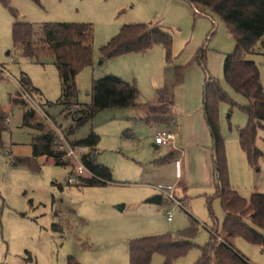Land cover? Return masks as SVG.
Returning <instances> with one entry per match:
<instances>
[{"label":"rangeland","instance_id":"374dc122","mask_svg":"<svg viewBox=\"0 0 264 264\" xmlns=\"http://www.w3.org/2000/svg\"><path fill=\"white\" fill-rule=\"evenodd\" d=\"M6 1L8 7L0 0V111L7 117L0 148V264H129L131 241L176 234L189 228L192 219L199 224L195 244L204 247L215 227L211 211L217 223L213 235L221 241L225 214L220 201L213 199L214 185L207 181L200 153L205 138L211 149L209 130L204 121L202 125L186 123L181 112L201 104L208 75L220 82L237 106L248 104L224 80V59L236 48L226 25L218 18L202 15L184 0ZM16 22L33 27L34 44L47 25L84 24L92 28V65L76 77V97L69 107L63 104V84L55 59L45 55L30 59L22 48L15 47L12 28ZM129 25H148L171 35L173 65L188 66L184 84L176 88L178 133L163 125L151 129L141 121V105L152 103L154 87L163 81L165 71L174 81L173 67L166 64L162 47L146 54L102 58L100 49ZM200 50L205 67L194 61ZM247 59L258 66L264 91V38L256 45V54ZM106 76L135 84L138 106L97 112L71 134L81 118L79 111L92 106L93 83ZM23 77L31 82L27 93L21 89ZM18 94L26 109L12 103ZM27 110L34 111L36 120L56 135L64 153L62 161L69 165L33 156L32 145L40 134L24 126ZM247 124L248 116L237 107L219 105L230 184L243 199L250 200L253 194H264V123L258 126L256 138L263 157L254 166L239 144L238 133ZM165 131L177 135L175 142L156 148L155 136ZM92 133L99 138L96 163L111 171L113 182L89 187L80 186L74 179L69 184L70 178H77L81 157L88 153L73 149L70 143ZM174 149L180 152L183 163L180 177H176L175 162L155 163L170 151L177 153ZM175 186L180 187L172 192L161 189ZM165 192L173 194L180 206ZM156 195L163 197L161 205L147 202ZM119 206L123 208L118 210ZM230 243L250 264H264L263 248L243 238ZM200 255V250L194 249L175 264H195ZM163 262L162 256L154 255L151 264Z\"/></svg>","mask_w":264,"mask_h":264},{"label":"trees","instance_id":"16d2710c","mask_svg":"<svg viewBox=\"0 0 264 264\" xmlns=\"http://www.w3.org/2000/svg\"><path fill=\"white\" fill-rule=\"evenodd\" d=\"M36 1V0H35ZM202 15L218 18L227 27L235 41L233 54L227 55L223 63V76L226 84L248 104L237 106L224 91L218 80L209 78L203 91V113L211 137V155L213 159L214 198L220 201L225 219L222 227V239L215 238L216 218L211 211L214 228L210 240L204 247L195 244L199 224L191 220L189 228L176 234H165L133 240L129 243V264H151L154 255L163 257V264H175L192 250L199 249L200 258L195 264H250L230 243L235 238H243L250 244L264 249V194H253L250 200L243 199L230 184L229 165L225 141L219 125V105L226 103L231 109L237 107L248 116L247 126L238 133L239 144L246 154L250 166H254L263 157L256 147L258 126L264 123V91L260 80V71L256 63L247 57L256 54V45L264 38V0H184ZM8 7V2L2 0ZM14 13V12H13ZM16 18V14L14 13ZM17 19V18H16ZM13 43L17 49H23L27 58L39 59L49 56L55 59L63 84V104L69 107L76 97V77L92 65L93 32L89 25L54 24L47 25L41 32V38L33 43L34 29L28 23L16 22L12 28ZM160 46L165 51V62L173 67L174 86L183 84L188 66L173 65V39L168 33L148 25L124 26L106 46L100 49L103 59H113L130 54H145ZM194 61L205 67V56L200 50ZM31 87L28 78L21 79V88ZM159 95L171 98V89L159 90ZM139 97L135 84L123 81L119 77L106 76L93 83L91 107L81 109V118L70 130L71 134L80 129L95 113L107 109H122L133 106ZM15 106L27 108L18 97L12 100ZM79 106V104H76ZM81 107V106H79ZM154 116L147 119L148 125H163L175 128V119L171 105L155 109ZM24 126L34 129L40 136L34 140L33 156L53 159L56 164L63 162L64 153L59 150L56 135L45 124L36 120L34 111L26 112ZM7 117L0 111V148L3 149L2 133L6 129ZM69 136V135H68ZM66 136V137H68ZM68 141V138H65ZM99 138L94 133L86 139L71 142L73 149L88 150L82 158V164L91 174L89 178H79L80 186H99L113 182L111 171L95 160ZM175 162L171 154L155 161L164 165ZM70 184V183H69ZM212 200V199H211ZM209 199L208 204H211Z\"/></svg>","mask_w":264,"mask_h":264},{"label":"crops","instance_id":"0c3cea01","mask_svg":"<svg viewBox=\"0 0 264 264\" xmlns=\"http://www.w3.org/2000/svg\"><path fill=\"white\" fill-rule=\"evenodd\" d=\"M206 17H210V16L206 15ZM210 18L212 19V17H210ZM148 52H150V51H148ZM163 76H164L163 81L162 82H157V85L154 87V100L152 101V103H145L144 105H141L142 109H143V114H144L143 118L141 119V121H143V123L148 128H151V129L153 127L158 128L159 125H148L147 124V119L153 115V109L154 108L156 109V108H158L160 106L171 105V108H172V111H173V115H174V119H175V128L174 129L177 130V133H178V130H179L178 117H179V115L177 114V112L175 110L176 109L175 96H176V88L179 87V86H182L184 84V82H183V84H181L179 86H174V81L172 79L168 78V72L165 71V74ZM209 78H212V77H209V75L206 77V80H205V83H204V86H203V89H202V102H201V104L200 105L199 104L195 105L193 107V109L188 108L185 111L182 110L181 116L184 117L183 119L186 121V123L187 122H191V121L192 122H196L197 121L198 125H202L203 121L205 122L204 113H203V91H204L205 85L207 84ZM184 80H185V78H184ZM165 87H168V88L171 89V98H169V99L161 97L159 95V90H161V89H163ZM19 95L20 94L16 95V97L19 96ZM136 106H138V105L135 102V104L133 106H131V107H136ZM194 111H195V113H194ZM205 137H206V135L204 136V138ZM201 146H202V149L200 150V153L203 156V164L206 167V173H208L207 181L212 183V185H214L213 159H212L211 149L209 148V143H208L207 138L204 139V142H201ZM157 148H158V146H157ZM176 152L177 153H174V152L170 151L167 156H169L171 154L173 156L177 155V158L174 157L175 169H176V177H180L181 172H182L181 169H182L183 163H181V161H180V159H181L179 157L180 156V152H178V151H176ZM178 187H180V186H175L174 188L172 187L171 189H169V188H161V189L163 191L172 192L174 189H176ZM162 190H161V192H162Z\"/></svg>","mask_w":264,"mask_h":264},{"label":"built area","instance_id":"2783aa9c","mask_svg":"<svg viewBox=\"0 0 264 264\" xmlns=\"http://www.w3.org/2000/svg\"><path fill=\"white\" fill-rule=\"evenodd\" d=\"M27 97H28V95H27ZM176 137H177V135L175 133L165 131V132L157 133V135L155 136L154 142H155V145H157L158 147L159 146H169V145H173V143L176 140ZM78 149L86 150L84 148H78ZM69 155L71 156V155H73V153L71 152ZM82 158L83 157H81V160L79 161L80 165L76 169L77 178H70L68 181L69 183H73L74 179L79 180V178H83L85 175H88V177H86V178L92 177L91 174L83 166ZM165 194L167 195V198L169 200L176 203V199L174 198L173 194H171L169 192H165ZM176 206H180V204L176 203ZM171 220H172V214L170 212H168V221H171Z\"/></svg>","mask_w":264,"mask_h":264},{"label":"water","instance_id":"95a60500","mask_svg":"<svg viewBox=\"0 0 264 264\" xmlns=\"http://www.w3.org/2000/svg\"><path fill=\"white\" fill-rule=\"evenodd\" d=\"M154 146L157 148V145H154ZM147 202L150 204L161 205L163 202V197L161 195H156L153 198L149 199ZM122 208L123 207H121V206L117 207L118 210H121Z\"/></svg>","mask_w":264,"mask_h":264}]
</instances>
